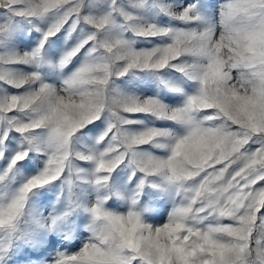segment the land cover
Masks as SVG:
<instances>
[{"label":"snow or ice","instance_id":"obj_1","mask_svg":"<svg viewBox=\"0 0 264 264\" xmlns=\"http://www.w3.org/2000/svg\"><path fill=\"white\" fill-rule=\"evenodd\" d=\"M264 264V0H0V264Z\"/></svg>","mask_w":264,"mask_h":264},{"label":"rangeland","instance_id":"obj_2","mask_svg":"<svg viewBox=\"0 0 264 264\" xmlns=\"http://www.w3.org/2000/svg\"><path fill=\"white\" fill-rule=\"evenodd\" d=\"M24 257H21V264H24Z\"/></svg>","mask_w":264,"mask_h":264}]
</instances>
